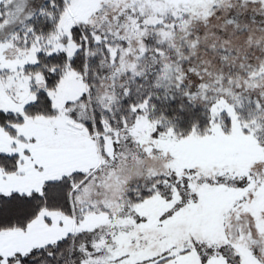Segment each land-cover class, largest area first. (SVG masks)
Here are the masks:
<instances>
[{
	"label": "snow or ice",
	"instance_id": "snow-or-ice-1",
	"mask_svg": "<svg viewBox=\"0 0 264 264\" xmlns=\"http://www.w3.org/2000/svg\"><path fill=\"white\" fill-rule=\"evenodd\" d=\"M0 264H264V0H0Z\"/></svg>",
	"mask_w": 264,
	"mask_h": 264
}]
</instances>
